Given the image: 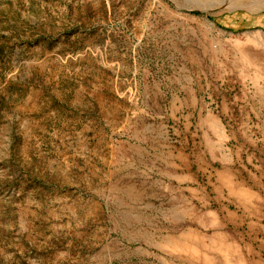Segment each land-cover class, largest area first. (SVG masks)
<instances>
[{
  "label": "rangeland",
  "instance_id": "374dc122",
  "mask_svg": "<svg viewBox=\"0 0 264 264\" xmlns=\"http://www.w3.org/2000/svg\"><path fill=\"white\" fill-rule=\"evenodd\" d=\"M18 1L0 264H264V0Z\"/></svg>",
  "mask_w": 264,
  "mask_h": 264
},
{
  "label": "bare ground",
  "instance_id": "6f19581e",
  "mask_svg": "<svg viewBox=\"0 0 264 264\" xmlns=\"http://www.w3.org/2000/svg\"><path fill=\"white\" fill-rule=\"evenodd\" d=\"M195 1L196 0L192 1L191 4H192V6H194V9L195 10H199V11H206V7L208 5L209 6L215 5L213 3H207V5L205 6L206 2L204 0H198L196 2ZM217 1H220V0H215V2H217ZM221 2H223V0ZM226 2H227V0H225V3ZM192 6H191V8H192ZM260 35H262L261 32H256V35H253V36H248L247 35V41L249 43H255V42L258 43V44L260 43L262 46H264V42H261L260 41ZM242 58H243V60L245 62H247V63H249L251 65L258 64L259 61H260V58L259 57H256V56L252 55L248 51L242 52ZM263 64H264V62H263Z\"/></svg>",
  "mask_w": 264,
  "mask_h": 264
},
{
  "label": "water",
  "instance_id": "95a60500",
  "mask_svg": "<svg viewBox=\"0 0 264 264\" xmlns=\"http://www.w3.org/2000/svg\"><path fill=\"white\" fill-rule=\"evenodd\" d=\"M66 1H67V2H66L67 6H73L74 3H77V2H78V0H66ZM80 1H81V0H80ZM187 1H188V3H191V1H189V0H187ZM90 2H91V3L98 4V5L101 3L100 0H91ZM24 3H25V0H19V1L16 3V5L18 4V6L21 7L22 5H24ZM46 8H47L48 10L52 9V13H53L54 15H57L58 17L61 16V15H63V12L61 11V9H60L59 7H51V8H49L48 5H46ZM188 9H189V8H188ZM208 10H209V9H207V11H208ZM194 11H197V12H203V11H199V10H194ZM97 26H99V25H97ZM101 42H102V40L99 42V44H101ZM101 61H102V58H101V60H100V59H96V63H99V64H100Z\"/></svg>",
  "mask_w": 264,
  "mask_h": 264
}]
</instances>
